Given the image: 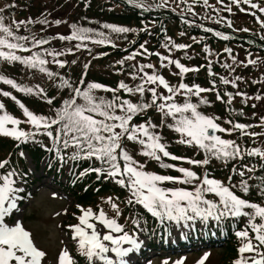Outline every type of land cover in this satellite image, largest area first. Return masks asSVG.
I'll use <instances>...</instances> for the list:
<instances>
[{"label": "snow or ice", "instance_id": "1", "mask_svg": "<svg viewBox=\"0 0 264 264\" xmlns=\"http://www.w3.org/2000/svg\"><path fill=\"white\" fill-rule=\"evenodd\" d=\"M204 2L207 4L208 0H204ZM220 2L222 3L223 0H220ZM232 2L237 5L240 3L248 4L252 9H258L261 13H264V7L253 3L252 0H232ZM228 10L231 11L230 8ZM243 10L241 9V11ZM2 12L3 9H0V13ZM24 23V21H13L17 30ZM41 23H46V21H41ZM55 23L59 24L60 21ZM260 23L264 27V21ZM229 26L231 25L229 24ZM71 27L73 31L70 36H59L58 38L79 41L91 39L88 35L92 31L91 29L78 28L76 25ZM104 27L111 28L113 32L117 33L129 31L128 28L113 25H104ZM243 31H248V29H243ZM99 35L103 36L102 33ZM216 35L220 36L221 33L217 32ZM227 38L224 37V39ZM106 39L107 37H104L96 42L104 43ZM47 43H49L47 39L16 35L13 27L6 25L4 16L0 15V59L9 62L19 61L30 68H39V71L43 73L47 71L44 65L50 62L44 58L46 55L52 57V63L64 67L65 62L56 59V57L63 55V52L43 50V52H33L30 56L17 54V51H30L28 44H31L32 48H36ZM76 47L80 48L81 44H77ZM143 47L141 45V48ZM175 47L182 49L186 46L180 44L175 45ZM68 51L71 52V49ZM145 51L147 50L145 49ZM225 51L230 52L231 50L225 49ZM156 55L160 54L156 53ZM134 56L135 54L128 56L127 59H133ZM161 59L168 60L169 64H175L181 74L198 70L187 68L178 60H170L168 57H161ZM119 63L123 64V61ZM248 63L255 64L256 61L249 60ZM225 67H228V65H225ZM144 68H153V65L140 66V72H143ZM47 74L49 77L55 75L50 71ZM133 78L136 79L137 77L133 75ZM140 79L142 82L137 84L135 88L120 82L118 89H123L126 93H139L141 96L145 91H148L152 96L151 103L137 104L117 95H113L112 99L109 100L96 96L95 90L115 93L118 89L108 88L94 82L88 83L86 87L73 86L68 80L61 77L60 87L71 89L72 95L70 98L63 100L62 107L55 110L53 117L36 115L24 107L23 104L20 107L27 118L26 122L36 130L43 128L49 137L53 136V132L47 130L54 125L57 126L54 142H62L65 149L69 147L78 149L79 151L73 154V159L83 154L86 158L94 157L101 164L106 165V169L97 168L92 169V171L98 174L106 173L108 177L112 178L119 177L116 179V183L128 187L131 192L132 198L129 199L128 203L135 202L142 205L153 216L162 220L166 218L177 223L194 221L197 218L207 221L211 217L216 221H220L225 217H248V225L255 235L254 238H250L248 230L236 233L241 238L242 244L238 249L239 257L234 261V264H264V251H262L264 249V207L250 203L236 195L231 190V186H226L217 179L209 178L207 174L200 177L196 172L184 167L176 168V171L182 173L180 177L145 171L144 165L138 164L123 148L122 141L127 139L128 141L138 142L142 146L141 154L157 161L161 160V154L163 157H169L172 160L184 159L172 155L166 150L165 144L161 142V137L150 130L154 129L156 125L151 124V122L138 125L131 123L138 113L156 106L165 117L171 116L175 121V124L169 125V127L174 128L181 135L182 139L179 143L198 146L210 157L218 159L236 158L240 155V148L234 141L222 139L215 134L216 132H230L231 129L222 128L215 122L216 118L201 114L197 110V104L187 100L183 104L174 102V97L177 94L198 96L202 92L209 91V89L199 86L189 87L184 83H180L178 88H175L170 86L163 76L146 72ZM221 79L224 84L233 83V86H235L234 82H230L223 77ZM239 79L240 77H237V80ZM0 80L14 88L19 87L13 80L6 79L3 76H0ZM80 83L83 85V80ZM147 85H162L167 90L168 95L158 93L155 87H146ZM193 89L195 90L193 91ZM21 90L28 93L33 91L31 88ZM181 90L183 91L181 92ZM3 95L8 96L10 94L4 92ZM256 99L259 100L261 97L257 96ZM158 100L162 102L157 103ZM47 102L51 104L52 99L49 98ZM201 103H206V101L202 100ZM3 109L4 105L0 103V110ZM20 124L19 119L3 112L0 114V135L12 137L18 141L28 139L34 135V133L19 129ZM8 125H12V127H8ZM246 127V125L240 123L233 125L234 129L240 130ZM210 130L212 134H210ZM248 154L264 157V152L259 149H252ZM121 161L123 162L122 166ZM187 162L194 165H207L209 159L207 157L202 161L189 159ZM7 163V161L0 162V168H4ZM161 167L172 168L173 165L161 164ZM15 175V172L0 175V264H42L46 253L35 245L31 233L19 221L12 225L6 222V217L10 216L17 207L15 193L22 191L14 187L15 180L13 177ZM239 175L243 177L244 172H240ZM163 182L192 185V189L164 188L161 186ZM240 188L247 193V182L242 180ZM206 194H214L219 198L218 202L206 199ZM112 207L117 209L115 204H112ZM245 209H252L253 211L249 212ZM81 213L78 217L79 223L69 227L74 232L73 239L78 240V246L82 254L89 260L94 257L98 258L103 261V264H126L123 258L139 247L137 240L124 232L116 219L108 218L103 209L96 214L93 213L92 209L81 208ZM117 214H119L118 209ZM257 218L261 221L260 223L256 222ZM93 219L106 228L108 232L101 236L97 223L91 222ZM134 223L136 222L134 221ZM113 233L123 234L113 235ZM125 244L130 245V247H124ZM110 252L115 254L118 258L117 261L109 258L107 254ZM245 253L251 255L246 256ZM58 264H73L72 257L67 250H62L59 254ZM200 264H203V260Z\"/></svg>", "mask_w": 264, "mask_h": 264}, {"label": "trees", "instance_id": "2", "mask_svg": "<svg viewBox=\"0 0 264 264\" xmlns=\"http://www.w3.org/2000/svg\"><path fill=\"white\" fill-rule=\"evenodd\" d=\"M0 1L5 3V7L3 9L4 14L2 12L1 15H4V18L7 21L10 20L14 32L19 36H35L43 32L46 33V30H49L50 26L47 23H41V21H43L42 19L48 15H51L52 12H54L56 9L65 7L66 5H69L73 2H77L78 8H76L77 10H73L75 17L72 18V25H76L78 28H92L98 31L100 28L94 25V20H99L100 22H102L103 26H115L116 22L127 23L131 25L128 27L118 24L117 27H125L129 29L130 33L134 32L133 35L131 34L129 37H134L135 33L142 32L143 28H145L144 23L149 18L155 16V18H157V22L162 21L165 18V24L162 25L159 33L162 32L163 34H165L170 28V31L173 30L170 37L173 38L175 36L174 30H176V28H178V30L181 28V36H184L183 38H187L186 36H190L189 38H187L188 41L186 43H183L184 41H181L180 43L182 45H185V48L181 49L175 47V44L171 45V47H169L168 58L170 60H178L187 68L198 70L181 74L180 70L175 67V64H169V62H167L163 68V71L165 72H163L161 76L165 78L170 86L175 88H178L180 83H184L189 87L199 86L204 89L208 88L202 86V83H205L206 85H210L213 83L214 86L218 84V80L214 78V74H216V72L220 73L222 68L214 66V68L211 69V67L209 66L211 64H205L204 62L206 60V52L201 51V53H199L198 51H196L199 50L196 43H199L203 40L202 37H199V34L205 33L204 30L207 26L205 22L207 21L204 19L207 18L211 22H214L215 24L221 26H225V24L218 17L207 15V11L204 9H202L199 13L201 16L200 19L181 21L180 19H177V17L170 19V15H162L161 11H157V14H152L151 10L156 11V8L153 7V4L145 6L143 11H141L128 5V2L125 0H82L84 1V3H82L81 0H49L47 4L44 2V0ZM108 1L111 3L107 5ZM44 4L51 6L50 12L44 13L43 10L40 9L41 7L45 8L46 5ZM21 12H24L26 14L27 19L25 20V23L21 24L19 29L17 30L15 28V25L13 24V21H17V18H20L19 16L21 15H19L18 13ZM16 13L19 16H15ZM219 17L232 19L235 17V15L228 14ZM75 18H79V20H76ZM105 29L114 34L111 31V28ZM243 29L245 28L242 27L238 29L237 32L233 33L232 37H237L238 39L234 40V42L241 43L245 46L246 49H249L253 46L252 43L254 40V36H251L248 32L242 31ZM228 30L232 33L231 29ZM88 35L91 37V39L85 41L67 40L64 41L66 43H63V46L71 49L70 57H73L75 62H72V64L70 65L69 72V77H71V84L73 86L86 87L88 83H93L91 82V80L88 81V79L94 80L95 78H97L98 80V82L95 83H100L112 89H118L120 82H124L125 84L134 82V84L136 85L142 82L140 79V73L137 71L134 65H114L112 61L106 59L105 57L97 56L96 52L99 50L98 45L100 44H96L93 41V37L96 36L92 33V31L88 33ZM159 37H161V35ZM204 40L212 43L219 42L211 34H208L206 37H204ZM178 41H180V39ZM77 44H81V47L77 48ZM180 44L176 43V45ZM193 44L194 46L190 49L191 53L193 52V54H186L187 51H190L187 50L188 47ZM222 52L224 51L217 52L218 58H220L219 55L222 54ZM255 53L259 54V57L263 56L264 49H262V53H260L259 51H255ZM76 55L77 58L82 60V62L88 64L87 67H85L86 65L81 67L76 66ZM166 61L168 60H164L163 62ZM95 62L106 66L103 72L98 73V71L93 67V64ZM163 62H160L161 66ZM202 67L203 69H200ZM240 67H242V65L238 63V68ZM75 68L77 69V71ZM248 72H251V70ZM248 72L243 73L246 76ZM133 75H135L137 78L134 79ZM69 77L68 80L70 81ZM72 78H75L74 82ZM81 80H83L84 82L83 85L81 83L78 85V82H81ZM9 86L13 90H18L11 85ZM146 87H149V85H147ZM53 89L54 85L50 87V90L48 89V93H51ZM194 90L195 89H193V91ZM182 91L183 90H181V92ZM18 92L21 93L20 90H18ZM66 92L69 93L66 94ZM101 92L105 93L104 98L109 100L112 99L113 95H117L122 99L130 100L131 102L137 104L151 103L152 100L151 93L148 91H145L143 96H141L139 93H134L132 97H127V94H125L123 89H118V91L115 93L104 90H101ZM222 92L223 90H219L218 92H215L217 93L215 95L213 93L203 95L202 92L198 96L177 94L174 97V102L183 104L187 100L188 102L197 104V110L201 114L216 118L215 122L219 124L220 127L231 129L230 132H216L215 134L219 135L222 139L234 141L236 145L239 146L240 155L236 158L218 159L210 157L203 149H200L198 146L179 143V141L182 139L181 135L177 133L174 128L169 127V125H174L175 121L171 116L165 117L163 113H161L156 108V106L138 113L136 116H134L131 123L136 124L139 122H151V124L156 125L154 129L150 130L161 137V142L165 144L166 150L169 151L172 155L182 157L184 159L172 160L169 157H163L161 154V160L157 161L151 157L142 155V146L138 142L128 141L127 139H124L122 141V146L128 151L133 159L137 161L138 164L144 165L145 171L159 175L180 177L182 176V173L176 171V168L184 167L196 172L200 177H203L205 174H207L209 178L217 179L224 183L226 186H231V190L241 198L247 200L250 203H255L264 207V157L255 154H248L252 149H259L260 151L264 152V142L256 146H253L251 141L246 142V140L248 141V138H246V136L250 137V135L254 136L253 134L259 133L264 134V120H261V118H263L264 116V96L262 102H256L254 96L257 94L254 95L253 93H250L249 96L253 97H247L245 102L243 101L241 104H236L238 106H234L235 102L225 104L224 101L220 99ZM158 93L168 95L167 90L164 89L162 85H158ZM205 93H209V91H206ZM53 95L54 93L50 94L49 96H45L43 101H40V104L34 102L35 106L32 107L36 109L35 112H33L34 110L32 109L28 110L36 115L53 117L55 114V110L62 107L63 100L70 98L72 93L71 89H63L56 97L52 99L51 96ZM3 96L4 95L0 90V97L2 99H4ZM10 96L12 98L15 97L14 94H10ZM49 98L52 99L51 104L47 102ZM202 100L206 101V103H201ZM160 102L162 101H157V103ZM254 103L257 107L253 106ZM46 106L48 107V110H46ZM233 107L235 108V113H233ZM242 108L244 110H246L245 108H247L248 110L246 111L249 112L252 110L255 111L253 112V114H245ZM0 114H2L1 111ZM8 114L15 116L21 121V124L18 126L19 129L24 130L25 132L34 133V135L29 137L28 139H21L19 141L12 137H5L6 141H0V147H4V150H6V148L11 145V142L14 141L13 149L16 147V145H18V147L22 146L21 149L26 150L35 168L36 166H38L42 158L47 157V159L51 161V163L46 164L47 168L53 167V169H56L59 174L63 170L62 168L60 169L58 167L60 160L61 162H67L66 160L68 159L71 164L69 166L70 171L66 175L67 186L64 185V188L70 190L73 197L76 198L77 201L82 203L92 202L98 196L107 197V204L105 206L96 207L95 210L99 212V210L103 209L107 217L116 219L117 222L122 226L123 230H130V232L135 233L137 231V222H141L143 233L149 238L150 243L156 246H164V237L169 234L177 224L183 222L181 221L177 223L175 221H169L166 218L162 220L159 217L153 216L142 205L135 202L131 204L128 203L129 199L132 198L131 192L128 187L116 183V179H118L119 177L112 178L108 177L106 173L98 174L97 172L92 171V169L97 168L106 169V165L101 164V162L94 157L86 158L83 156V154L73 159V154L78 152V149L74 147L65 149L62 142H54V137L57 134V126L54 125L51 129L47 130L53 132V136L49 137L43 128L36 130L31 124L27 123V118L24 116L23 111ZM229 121H231V123H229ZM236 123L246 125L247 127L243 130L234 129L233 125ZM9 126L12 127V125ZM253 129L255 130L252 131ZM236 140H239L240 142ZM206 157L209 159V163L207 165H194L187 162V160L189 159L202 161ZM4 160H6V158ZM19 162L20 165H17L19 166L18 168L16 166V162H13L11 172L19 171L20 173H23V170L26 171L25 161L22 156L19 158ZM120 163L122 166L123 162L121 161ZM161 164H170L173 165V167H161ZM249 169H251V171H249ZM57 171L54 173L55 176L58 175ZM47 172H50V169L47 170ZM74 172L81 178L77 182L73 183V177L71 176V173ZM240 172H244L243 177L239 175ZM30 176L31 175H29V177ZM242 180L246 181L248 184L247 193L242 191V189L240 188V183ZM161 186L164 188H187L189 190L192 189V185L179 183L173 184L171 182H163ZM205 198L213 200L214 202H218L219 200V198L214 194H206ZM116 203L121 205V208H117L119 214H117V209H113L112 207V204L116 205ZM245 211L251 212L253 210L245 209ZM245 217L246 216L225 217L220 221H216L211 217L207 221H203L200 218H197L193 222L196 228H201V230L206 232L207 237H209L208 242H210L211 244H215L216 242L222 244V242H226L225 250L223 253V255H225L228 251L233 252L234 247L232 238L234 237L235 232L241 228ZM134 221L136 223H134Z\"/></svg>", "mask_w": 264, "mask_h": 264}, {"label": "rangeland", "instance_id": "3", "mask_svg": "<svg viewBox=\"0 0 264 264\" xmlns=\"http://www.w3.org/2000/svg\"><path fill=\"white\" fill-rule=\"evenodd\" d=\"M125 1L128 2V5L141 11H143L145 6L153 4V7L156 8V11L151 10L152 14H157V11H161L162 15H170V19L176 17L181 21L200 19L201 16L199 13L202 9L207 11V15H213L221 19L224 22L225 26L215 24L207 18L204 19L207 21L205 22V24L207 25L206 29L204 30L205 33L199 34V37H202L203 40L199 43H196L199 48V50L196 51H198L199 53H201V51L206 52V60L204 62L205 64H211L209 65L211 69L214 68V66L222 68L220 73L216 72V74H214V78L218 80L217 85L214 86L213 83L210 85L202 83V86H205L209 89V93L203 92L202 94L205 95L213 93L215 95L217 94L215 92L223 90L220 99L224 101L225 104L235 102L234 106H238L236 104H241L243 101L245 102L247 97H253L249 96L250 93H253L254 95L257 94L254 96L256 102L263 101L264 55L259 57V54L255 53V51H259L260 53H262V49H264V27H262L260 23L261 21H264V13H261L258 9H252L248 4L240 3L239 5H237L233 3L232 0H223L222 3L220 2V0H208L207 4H205L204 0ZM44 2L47 4L49 0H44ZM252 2L259 4L260 7H264V0H252ZM82 3H84V1H82ZM110 3L111 2L108 1L107 5ZM4 7L5 3L0 1V9H4ZM46 8L48 11L46 10ZM50 8L51 6L46 5L45 8L41 7L40 9L43 10L44 13H46L51 11ZM76 8H78L77 2H73L69 5H66L65 7L56 9L54 12H52L51 15H48L42 19L43 21H46L50 28L49 30H46V33L43 32L35 35L34 37L37 39H47L49 43L42 46H37L36 48H32L31 44H28L27 46L30 48V51H17V54L21 56H30L33 52H43V50H55L57 52H63L64 54L56 57V59L65 62L64 67H60L58 64L52 63V57L46 55L44 58L50 62L44 65L47 71L43 73L39 71V68H30L19 61L9 62L0 59V76H3L6 79L13 80L19 86L16 89L20 90L21 92L19 93L18 90H13L12 88H10L9 84L4 83L2 80H0L1 93L3 94L4 92H8L15 95L14 98H12L10 95L3 96L4 99L0 97V103L4 105V109L0 110L1 113L7 112L13 114V112H21L23 111V109L20 107L21 104H23L27 109H32L34 110L33 112H35L36 109L33 108L35 106L34 102L40 104V101L42 102L45 96H49L50 94L54 93V95L51 96V98L53 99L61 92V90L69 89L64 87L62 89V87H60L61 77L65 80H68L70 65L72 64V62H74V58L70 57L71 52L68 51L70 48H66L65 46H63V43H66L64 41L67 40H59L58 37L67 36L72 33V18L75 17L73 10H77ZM229 8L231 9V11L228 10ZM241 9L244 10L241 11ZM253 13H255V15H253ZM18 14L21 16H19ZM18 14H15V16L20 17L17 18V21L22 20L25 22V20L27 19L26 14L24 12ZM228 14L235 15V17L232 19L219 17ZM75 19L79 20V18ZM156 19L157 18H155V16L149 18L144 23L145 28H143V31L140 33H135L134 37H129L134 33H130L129 31L126 33H117L111 30L114 33L112 34L104 28L102 22H100L99 20H94V25L100 28L98 31H96L89 27L92 30V33L96 36L93 37V41L96 44H100L98 45L99 50L96 52V55L99 57H105L106 59L112 61L114 65L121 64L119 63L120 61H123V64H132L140 73L141 77L145 72L148 74L162 75L163 72H165L163 71V68L168 61L163 62L164 60H162L161 57H169V47H171V45L173 44L176 45V43L180 44L181 41H184L183 43H186L188 41L187 38H189L190 36H186L187 38H183L184 36H181V28L179 30L178 28L174 30L175 38L170 37L171 33L173 32V30H169L170 28L165 34H163L162 32L159 33L162 25L165 24V18L162 20L163 22H157ZM56 21H60V23L56 24ZM4 22L6 25H12L10 20L7 21L5 18ZM118 24L128 27L131 25L127 23L116 22L115 26L117 27ZM229 24L232 26H229ZM242 27L248 29V31L245 32H248L251 36H254V40L252 43L253 46L249 49H246L245 46L241 43L234 42V40L238 39L237 37H232L233 33L237 32V30ZM228 29H231L232 33L229 32ZM227 30L229 33L227 32ZM217 32L221 33V35L217 36ZM100 33H102L103 36L99 35ZM208 34L213 35V37H215V39L219 42L212 43L204 40V37H206ZM160 35L161 37H159ZM225 36L228 38L224 39ZM104 37H107L104 43L96 42L97 40H101ZM179 39L180 41H178ZM141 45H143L144 47L141 48ZM193 46L194 44L188 47L187 50H190ZM145 49L147 51H145ZM225 49H230L231 51L227 52L225 51ZM218 51H224L219 55L220 58L217 57ZM156 53H159L160 55H156ZM133 54H135L133 59H127L128 56H131ZM186 54H193V52L191 53L190 50L187 51ZM249 60H255L256 63L249 64ZM75 61L77 64L76 66L78 67L88 65L77 58V55L75 57ZM160 62H163L162 66ZM238 63H240L242 67L238 68ZM148 64L153 65V68H144L143 72H140V66ZM225 65H228V67H225ZM93 67L98 71V73L103 72L106 68L105 65L99 64L97 62L93 64ZM200 69H203V67ZM250 70L251 72H248ZM49 71L54 73L55 75L49 77L47 74V72ZM243 72L248 73L245 76ZM222 77L229 80L230 82H234L235 86H233V83L224 84L221 79ZM237 77H240V79L237 80ZM69 78L70 81H68L71 83V77ZM72 79L74 82L75 78ZM90 80L94 83L98 82L97 78H95L94 80L88 79V81ZM79 84L80 81L78 82V85ZM53 85L54 89L51 93L49 92V94L48 89L50 90V87H52ZM127 85L132 88L136 87V84H134V82H129ZM149 87H155L158 92V85H149ZM26 88H31L33 91L31 93H28L21 90ZM68 93L69 92H66V94ZM95 94L100 97H104L105 95V93L101 92V90H96ZM125 94H127V97H132L134 95V93L126 92ZM257 96H260L261 99L257 100ZM229 100H231V102H229ZM253 106L257 107L255 103L253 104ZM45 108L46 110H48L47 106ZM245 109L248 110L247 108ZM232 110L233 113H235L234 107L232 108ZM246 110L243 109L245 114H253V112L255 111L252 110L249 112ZM261 120H264V116L263 118H261ZM138 124H140V122L136 123V125ZM8 127L10 126L8 125ZM254 130L255 129H253L252 131ZM5 137L8 136L0 135V141H6ZM246 138H248V141L246 140V142L251 141L253 146L264 142V134L262 133L255 134L254 136L250 135V137L246 136ZM236 141L240 142L239 140ZM13 144L14 141L11 142V145H9L8 148L5 147L6 150H4V147H0V162L8 160V163L5 165V167L0 168V175H5L8 172H11L13 162L15 161L17 166L20 163L19 158L21 156H23V159L26 161V167L30 169V171H32L34 165L29 161L26 150L21 149L22 146L18 147V145H16V147L13 149ZM5 158L6 160H4ZM18 167L19 166H17V168ZM39 170H41L40 167L37 170H34V174L38 175V179H36V182L34 183H32L31 181L27 183H20L19 179L17 178H20L22 173H20L19 171L15 172L16 175L13 177V179L15 180L14 187L17 189H21L22 191L15 193L17 197V207L13 210L10 216L6 217V222L12 225L16 221H19L22 223L24 228L31 233L35 245L46 253V257L43 259L42 264H58V256L61 251L67 250L69 253V243L73 246H78V240L73 239L74 232L69 226L77 225L79 223L78 217L82 214L81 208L92 209L93 213L98 214V211L95 210L96 207L105 206L107 204L106 199L108 198L104 196H98L92 202H79L76 200V198H71L69 194L63 193V191L60 189V187H58L57 184L52 183L51 179L43 176L45 174L40 173ZM22 195H24V199L22 198ZM116 205L117 208H121V205H119L118 203H116ZM91 222L97 223L94 219ZM97 228L101 236L108 232L106 228L98 223ZM113 235H120V233H113ZM254 235L255 234L253 232L249 233L250 238H254ZM239 241L242 244L241 238ZM253 242L255 243L254 239ZM142 243H144V241H142L139 246ZM124 247H130V245L125 244ZM239 248L240 247H236L234 248L233 252L228 251L225 255L221 254V256L219 255L221 253V248H217L208 250V254L200 253L189 256H182L179 258L175 257L176 259L165 257L163 258V260L155 256V254L146 253L147 256L141 259V264H200L202 260L203 264H220L222 262H224L225 264H234V261H236L239 257ZM262 251H264V249H262ZM109 254L110 253H108L107 255L110 259H112L113 261L118 260L117 258L110 256ZM186 254L189 253L186 252L185 255ZM129 255H131V253H129ZM129 255L127 256V258H123L126 264H130L134 259V256L130 257ZM245 255L247 256L251 254L247 253ZM231 257L232 259L230 260L229 258ZM92 263L103 264V261H100L98 258L94 257Z\"/></svg>", "mask_w": 264, "mask_h": 264}]
</instances>
